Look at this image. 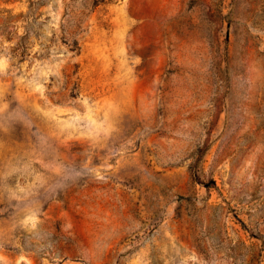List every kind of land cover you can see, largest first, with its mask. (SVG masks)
I'll use <instances>...</instances> for the list:
<instances>
[{"label": "rangeland", "instance_id": "obj_1", "mask_svg": "<svg viewBox=\"0 0 264 264\" xmlns=\"http://www.w3.org/2000/svg\"><path fill=\"white\" fill-rule=\"evenodd\" d=\"M0 264H264V0H0Z\"/></svg>", "mask_w": 264, "mask_h": 264}]
</instances>
